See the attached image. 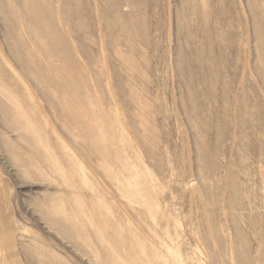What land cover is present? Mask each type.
I'll return each instance as SVG.
<instances>
[{"label":"rangeland","instance_id":"1","mask_svg":"<svg viewBox=\"0 0 264 264\" xmlns=\"http://www.w3.org/2000/svg\"><path fill=\"white\" fill-rule=\"evenodd\" d=\"M0 264H264V0H0Z\"/></svg>","mask_w":264,"mask_h":264}]
</instances>
